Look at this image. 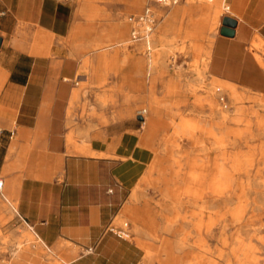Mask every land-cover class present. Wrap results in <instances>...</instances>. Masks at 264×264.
<instances>
[{
    "label": "crops",
    "instance_id": "1",
    "mask_svg": "<svg viewBox=\"0 0 264 264\" xmlns=\"http://www.w3.org/2000/svg\"><path fill=\"white\" fill-rule=\"evenodd\" d=\"M75 1L0 0V217L14 215L6 225L27 226L17 236L18 262L28 250L49 264L58 262L48 253L67 258L65 264H140L141 247L110 226L141 177L146 145L139 119L94 120V97L107 102L94 83L104 75L101 67L127 66L128 58L124 75L137 77L141 92L123 100L146 105L147 61L136 53L119 59L117 49L101 53L128 36L122 15H108L104 40L71 42ZM225 1L222 17L235 20L234 33L212 38L207 75L225 88L264 94V0ZM86 14L93 16L94 8Z\"/></svg>",
    "mask_w": 264,
    "mask_h": 264
},
{
    "label": "rangeland",
    "instance_id": "2",
    "mask_svg": "<svg viewBox=\"0 0 264 264\" xmlns=\"http://www.w3.org/2000/svg\"><path fill=\"white\" fill-rule=\"evenodd\" d=\"M82 2L86 8L85 12L80 11ZM188 2L191 4V2L194 1L183 0L175 5H161L162 7H158V4L152 1L148 4L147 0H134L132 5L125 3L124 0H76L74 3V28L77 32H75L76 34L73 37L68 36V39L75 44L84 40V37L86 39L94 38L96 41L104 40L109 33V22L112 19V17H108V15H122L124 23L130 26L128 36L116 43L105 45V48H110V46H114L115 48L102 51L101 53H114L117 49V58L119 59L125 58L128 54L136 53V57L143 55L147 61L146 54L141 53L140 50L134 49L133 47L137 43H142V45H144V38L141 36L143 33L141 31L139 33L140 36H137V33L132 35L137 27L133 26V23L131 22L138 21L141 12L146 7L150 8L151 11L153 10L152 14L155 11L153 14L155 21L153 23H156L158 19L161 23L159 31L163 39L160 43L163 48L167 47L173 49L172 52H167L166 55L160 58V63L163 64L167 71L169 70L168 72H170L172 76L177 77L175 81L176 86L174 87L177 100L176 108L180 111V116L182 115L188 120H191L190 124H192L198 119V116H201L198 107H195L196 110H191L194 96L203 94L204 89L209 85L214 83L223 84L221 81L215 80L207 75L206 58L212 38L219 34V26L221 25L223 18L222 15L227 11L226 6L228 4L223 0L222 3L217 6L214 18L208 24L209 20L205 19L202 14V12L208 14V10H203L201 7L192 10L189 4H186ZM88 7L94 8L93 16H87L86 13ZM171 12H177L176 20L172 24H167L166 17ZM80 29L85 30L84 36L79 35ZM191 35L192 37L188 38ZM170 37L173 38L170 39ZM131 38H134L135 42L128 43ZM192 45L198 46L200 52L198 55L192 51V48L190 47ZM123 46H125V48ZM172 54H174L173 63L170 60V55ZM129 64L130 62L127 58V66ZM127 66L125 64H116L101 67V71L104 75L99 76L96 82L98 83L101 81L102 84L98 86L97 83H94V89L96 91L94 93L103 92L107 95V102L101 104L99 99L94 97V120L100 125H106L110 121L119 119V115H124L122 118L130 117L133 119H139V115L137 114L138 111L146 109L144 114H148L151 111L153 117L149 126H144L139 119V133L141 136L144 135V130L146 128L156 130L154 148H157V150L152 153L149 146L145 147L147 153L146 159L143 163L141 177L137 184L132 187V193L128 204H126L118 214L119 216L116 219L117 225L114 223L113 219L110 227L114 232L124 238L134 241L136 245H138L137 242L139 240H148L150 243L149 249L140 248L143 253L140 264H162L165 261L166 264H183L173 259H169L168 254L165 251H162L161 235L169 240L170 243L174 241V237L168 234H162V227L160 226H163V220L161 219L159 212L158 205L160 196L158 195V190L165 185L175 187L182 185V183L171 176L172 173L176 171V168L170 166L167 161L169 160L168 158L170 155L167 154L168 152L166 153V150L162 149L161 137L166 135L168 150L172 152L171 156L173 158H177V153H187L188 156H194L190 166V178L189 181L186 182V186L192 184L197 187H213L216 185V182L223 178L222 176L225 171L230 172V164L228 161H225L218 150H211L205 154L200 153V155H198V150H196L198 145L194 144V141L205 140V142H209V140L199 131L196 132V140H190L185 136H171L173 135V127L169 126L170 119L178 122L180 117L179 115H174L171 110L164 111L157 106H152L150 110L147 103L146 105H143V103L141 104L131 99H129L130 101H124L123 99L126 95L141 92L136 84L137 77L131 80L124 75L127 71ZM158 70L162 71L164 69ZM153 78V75L150 76L147 74L145 85L150 81L152 90L156 93L159 102H161V100L165 99L169 94V91H165L161 88L160 79L154 80ZM187 83L194 84L195 89H188L186 86ZM86 84L82 85V87H85ZM225 86L234 88L242 95H248L253 101L256 98L264 99V97H261L264 96V94L257 93L245 87L236 84H226ZM144 89L146 88L144 87ZM219 100L220 102L222 101L221 104H223L228 119L235 114L236 108L243 105L249 107L251 111L249 115L252 118H260L261 121H264V106L262 105L249 103L248 100L240 101L238 104H232L226 94L220 96ZM87 101L88 99L85 101L86 104L88 103ZM176 108L174 109L176 110ZM154 109L158 110V115ZM125 113H127V115ZM202 115L205 114L203 113ZM253 123L251 121V126H249L244 119H239L237 121L226 122V127L232 131L231 135H229L230 140L235 139L236 135L244 129L252 131V136L242 134L237 139L238 148L242 153L246 152L248 149L251 150L252 155H250V157L255 164L252 172L264 175V131H261ZM172 140H175L178 144L173 148L169 142ZM166 166L169 168L163 171V176H160V171ZM257 167L259 169H257ZM188 170V167L185 166L184 169L180 171L181 175L183 176ZM172 178L173 181H171ZM12 205L14 204L12 203ZM6 206L11 207L10 204H6ZM133 215H136L137 217L135 221L133 220ZM13 216L14 215L0 217V264H49L50 261L46 260L44 256L34 254L28 250L22 252L23 257L20 262L16 260V255L18 254L17 249L21 244L18 243L17 236L23 226H27L23 222H21V225H6ZM150 228L156 229L157 238L150 239L144 234L148 233ZM28 230L32 235V239L34 241L38 240L29 228ZM48 254L56 259L58 264H65L64 261L68 262L67 258L59 254L60 257H56L54 254ZM176 254L183 255L182 252H176Z\"/></svg>",
    "mask_w": 264,
    "mask_h": 264
},
{
    "label": "bare ground",
    "instance_id": "3",
    "mask_svg": "<svg viewBox=\"0 0 264 264\" xmlns=\"http://www.w3.org/2000/svg\"><path fill=\"white\" fill-rule=\"evenodd\" d=\"M147 1L149 4L150 1ZM192 1L194 2L191 4L186 3L192 10L199 7L208 10V14H205L206 12H202V14L205 19L209 20V24L216 14L218 0ZM158 7L162 6L158 5ZM153 14L148 20L131 22L133 26L137 27L132 35L141 31L143 32L141 36L144 38V45L137 43L133 47L146 54L147 74L153 75L154 80L160 79L161 88L169 91V94L159 102L156 93L151 88L150 81H148L144 97L150 110L152 106H157L164 111L171 110L174 115L180 116L181 113L176 108L177 100L174 90L177 77L172 76L168 72L169 70L167 71L160 63V58L167 52H172L173 49L163 48L161 45L160 42L163 39L159 31L161 23L159 19L153 23L155 21ZM176 14L177 12H171L167 15L166 23H174ZM191 37L192 35L188 38ZM131 40L128 43L135 42L134 38ZM112 47L114 46H110V48ZM190 47L196 55L200 53L198 46L192 45ZM170 60L172 63L174 62V54L170 55ZM158 69L164 70L159 71ZM186 86L190 90L195 89L194 84L187 83ZM224 94L229 97L232 104L248 100L249 103L264 106V99L256 98L253 101L234 88H225L218 84L209 85L204 89L203 94L194 96L192 101L191 110H196L195 107L200 109L201 116H198V119L190 124L191 120L181 115L178 122L173 119H170L169 122V126L173 127V135L171 136H185L190 140H196V132L199 131L209 140V142H205V140L194 141V144L198 145L196 149L198 155L211 150H218L225 161L229 162L230 172L225 171L223 178L216 182V185L213 187H197L192 184L186 186V182L190 178V166L194 156H188L187 153H177V158H173L172 152L168 150L166 135L161 137L162 149L170 155L167 161L170 166L176 168L171 176L182 183V185L175 187L165 185L158 190L160 196L158 206L163 220V226H160L162 227V234L174 237V241L170 243L161 235L162 251L168 254L169 259L183 264H264V175L252 172L255 164L250 157L252 155L251 150L248 149L242 153L237 143V139L242 134L252 136V131L244 129L239 133L237 132L238 134L236 133L235 139L230 140L229 135L232 131L226 127V122L239 119H244L246 124L251 126V121L253 123L254 119L253 124L264 131V121H261L260 118H252L249 115L251 113L249 107L243 105L236 108L235 114L228 119L223 104H221L222 101L219 100L220 96ZM144 113L145 110L142 109L140 111V117H143L142 124L149 126L153 113L151 111L148 114ZM203 113L205 115H202ZM156 132V130L146 128L144 135L141 136L142 141L151 148L152 153L157 150L154 148ZM169 142L172 148L178 145L175 140ZM185 166L189 170L182 176L180 171ZM167 168L169 167L162 168L159 175L163 176V171ZM257 169L259 168L257 167ZM133 216L135 221L137 217L136 215ZM144 234L150 239L157 238L156 229L150 228L149 232ZM137 244L144 249L150 247L148 240H139ZM176 252H182L183 255L176 254ZM162 264H166V261Z\"/></svg>",
    "mask_w": 264,
    "mask_h": 264
},
{
    "label": "built area",
    "instance_id": "4",
    "mask_svg": "<svg viewBox=\"0 0 264 264\" xmlns=\"http://www.w3.org/2000/svg\"><path fill=\"white\" fill-rule=\"evenodd\" d=\"M57 1L60 3H73L74 0H57ZM149 1H152L156 4L164 5V6H170V5H175L183 0H149ZM226 9H228V5L226 6ZM151 16H152L151 10L148 7H146L141 12V16L138 21L148 20L149 18H151ZM137 36H140V34L137 33ZM1 191H2V180H0V194H2Z\"/></svg>",
    "mask_w": 264,
    "mask_h": 264
},
{
    "label": "water",
    "instance_id": "5",
    "mask_svg": "<svg viewBox=\"0 0 264 264\" xmlns=\"http://www.w3.org/2000/svg\"><path fill=\"white\" fill-rule=\"evenodd\" d=\"M222 27L219 30V34L225 35V36H232L233 35V27L235 25V20L228 17L224 16L221 21ZM140 119V118H139Z\"/></svg>",
    "mask_w": 264,
    "mask_h": 264
}]
</instances>
